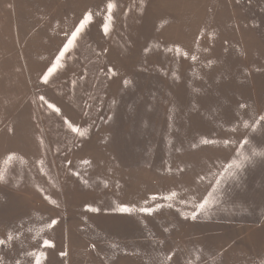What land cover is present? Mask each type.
<instances>
[{"label": "rangeland", "instance_id": "rangeland-1", "mask_svg": "<svg viewBox=\"0 0 264 264\" xmlns=\"http://www.w3.org/2000/svg\"><path fill=\"white\" fill-rule=\"evenodd\" d=\"M261 116L264 0H0V264H264Z\"/></svg>", "mask_w": 264, "mask_h": 264}, {"label": "snow or ice", "instance_id": "snow-or-ice-1", "mask_svg": "<svg viewBox=\"0 0 264 264\" xmlns=\"http://www.w3.org/2000/svg\"><path fill=\"white\" fill-rule=\"evenodd\" d=\"M114 7H115L114 4H112V3H109V4H108L109 13H111V11H112V9H113ZM91 20H92V14H91V13H88L87 16H86V17L82 20V22L79 24V26L75 29V32L72 33L71 38L68 40L67 45H66L65 48H64V51L60 53L61 57H63V56L65 55V53L68 52V50L71 49V48L74 46V42L77 40L78 35H79V34L81 33V31L84 29L85 25H87L88 23L91 22ZM109 20H111V16H110V15H109ZM107 31H108V28H107V26H106V27H105V32H107ZM53 71H55V68L49 70V75H51V73H52ZM49 75H45V76L43 77L45 83L48 82ZM125 83L127 84V82H125ZM49 107H54V106H53V105H49ZM55 111L58 112L59 109H55ZM259 120L264 121V116L259 117ZM69 126L72 128V131H73V132H75V133H77V134H79V135H81V136L84 135V133H83L79 128L72 127L71 125H69ZM247 126H248V125L245 124V127H247ZM204 142H205V143H208L209 141L205 140ZM244 143L247 144L248 141L245 140ZM260 155H264V153H260ZM231 167H232V165H229V168H231ZM0 179H2V177H0ZM175 195H176V194L173 193V194L170 195V196L163 197V199H165V200H170V199L174 198ZM154 199H156V198L154 197ZM209 202H210V201H209L208 199H205V200H203V202L199 203V204L197 205V208L199 209V211H198V212H194L193 215H192L190 218H191L192 220H196L197 217H198V215L206 210V207H207V205L209 204ZM90 210H91V211H98L97 209H90ZM120 211L123 212V213H125V214H131L133 210H132V208H130V207H128V206H122L121 209H120ZM140 211H142V212H144L145 214H148V215H151V214H152V210H151V209H148V208L140 209ZM187 218H188V217H186V219H187ZM55 223H57V221H52V224H53V225H54ZM11 238H12V236L10 235V236H9V239H11ZM3 243H4V241H3V240H0V244H3ZM44 245H45V247H50V246H52V245L50 244V242L47 241V240L44 241ZM29 255L36 257V256H37V253L33 252V253H29ZM43 258H44V254H43V253H39L38 258L36 259V264H41V261H42ZM169 259H171V257H169Z\"/></svg>", "mask_w": 264, "mask_h": 264}]
</instances>
